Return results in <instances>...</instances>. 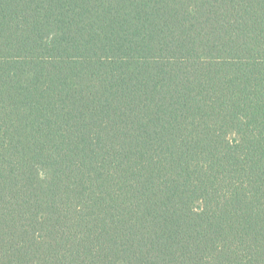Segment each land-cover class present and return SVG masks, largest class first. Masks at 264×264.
<instances>
[{
  "label": "trees",
  "instance_id": "obj_1",
  "mask_svg": "<svg viewBox=\"0 0 264 264\" xmlns=\"http://www.w3.org/2000/svg\"><path fill=\"white\" fill-rule=\"evenodd\" d=\"M0 264H264V0H0Z\"/></svg>",
  "mask_w": 264,
  "mask_h": 264
}]
</instances>
